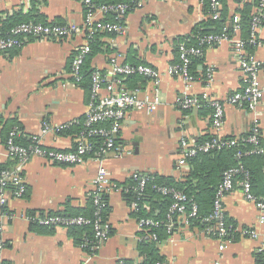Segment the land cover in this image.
<instances>
[{"label": "crops", "instance_id": "0c3cea01", "mask_svg": "<svg viewBox=\"0 0 264 264\" xmlns=\"http://www.w3.org/2000/svg\"><path fill=\"white\" fill-rule=\"evenodd\" d=\"M242 1L227 0L230 12L234 14ZM136 2L125 17L127 32L105 36L103 50L93 57L91 65L106 70L110 60L117 57L120 62L158 69L163 73L159 84L145 76L125 82L130 90L139 88L141 94L147 93L156 108L151 113L128 112L119 142L130 156L88 157L83 164L73 166L53 165L39 156L27 160L22 170L25 192L18 195L14 188L6 189L8 202L5 213L0 212L1 237L7 246L1 258L4 264L143 263L148 255L141 247L139 206L137 200L127 199L126 182L135 172L185 178L191 167L188 162L178 165L182 140L198 142L213 134L214 109L182 108L185 83L182 78L166 74L171 64L180 61L176 52L180 39L193 37L195 43V29L210 17L206 1ZM0 11L6 16L40 13L45 23L60 24H81L85 14L82 0H0ZM258 36L260 43L250 52L261 62L264 85V25ZM83 42V35L64 39L29 37L21 47L0 52V163L12 160L6 153L7 142H2L4 125L11 119L47 148L75 150L81 132L73 133L69 127L79 125L73 121L84 118L90 100L88 91L71 74L73 55ZM200 57L197 79L188 94L201 96L206 92L224 102L233 92L244 89L245 74L231 42L206 46ZM208 73L212 74L210 81ZM225 109L224 136L240 137L257 126L264 141V104L256 111L232 104ZM101 167L107 170L111 183L106 192L111 232L107 240H98L87 250L83 243H76L68 227L38 223L37 217L58 214L66 206L86 208L95 194ZM223 204L227 220L235 228L221 237L215 224H193L181 215L180 222L172 231L167 228V237L157 243L167 264H263L264 223L259 220L255 202L246 198L237 182L225 194ZM145 206L151 210L150 205ZM246 230H255L258 236Z\"/></svg>", "mask_w": 264, "mask_h": 264}, {"label": "built area", "instance_id": "2783aa9c", "mask_svg": "<svg viewBox=\"0 0 264 264\" xmlns=\"http://www.w3.org/2000/svg\"><path fill=\"white\" fill-rule=\"evenodd\" d=\"M143 1V0H140ZM257 13L253 15L251 21V32L248 38L240 37L239 16L235 15V24L233 25V34H208L200 39L197 47H189L185 42H178L180 61L171 64L166 74L174 75L185 83L184 91L186 93L181 106L184 109L200 108L211 106L213 111L212 129L213 137L202 142H190L183 139L181 142V152L178 158V165H185L189 158L197 156L201 152H209L213 148H221L223 146H231L236 140H225L222 134L225 123V107L227 104L235 106H243L248 110L256 111L261 104H264V85L260 79L261 62L254 53L250 52L248 46H257L260 43L259 30L264 25V0H260ZM85 14L81 24L69 23H40L34 21L22 22L16 25L8 36L0 38V52H4L13 48L21 47L25 44L27 38H54L64 39L71 38L75 35H83L84 42L73 55L71 61V74L76 83L82 78V67L91 51V42L95 34L98 32H108L116 34H125L127 26L125 17L130 10L138 4L137 2L131 6L125 2L108 3L97 2L96 0H82ZM212 16L219 18L221 0H210ZM114 12L115 18L110 21L106 17L109 13ZM228 40L232 43L238 64L245 74V87L241 91L233 92L224 102L211 98L208 93L204 92L201 96L191 95L188 92L193 82L197 79L190 71V62L193 56H201L204 52V45L213 46L222 41ZM165 74V72H164ZM134 75L148 77L159 84L163 73L153 66L146 64H132L120 62L117 57H113L106 70L95 69L91 74V92L88 103V110L84 118L77 119L73 123L82 124V131L79 135L75 150L53 149L43 146L40 140L32 137L31 144L24 146L18 144L15 138L21 133L18 127L13 128L9 134L6 145V153L9 158L16 159V164L0 170V212L4 214L8 199L5 190L14 188L18 195L25 192V186L22 176L24 164L32 156L44 158L53 165H79L83 164L88 157L104 159L109 154H113L116 158H124L130 156L131 153L119 142V136L123 127V122L132 110H144L151 113L156 108V102L151 100L147 93L141 94V90L136 88L130 90L125 85V80ZM207 81L212 79V74L208 73ZM206 81V80H205ZM252 135L248 137V141L258 144L260 140L259 127L251 128ZM100 137L102 139L99 145L93 141V138ZM255 147L250 152H263L264 148ZM238 175L242 176L239 180L247 199L255 202L260 211L259 220L264 223V200L258 198L252 191L250 182V173L242 164L231 167L224 173L223 181L219 184L213 211L210 215L204 217L205 222L215 221L216 233L224 237L228 234L230 228L226 223V214L224 210L223 198L226 193L232 191L237 183ZM131 177L138 180L136 190L139 194L144 191L147 178L145 175L132 173ZM97 187L95 190L94 202L97 205V213L108 206L107 199L104 194L110 189L111 183L108 178V172L104 167L99 169L96 177ZM163 194H170L173 202L170 206L168 218L170 220L168 228L171 230L175 222L173 217L180 214L190 218L197 216L198 206L193 203L188 212V195L182 190L174 187L159 186ZM38 223L45 226H65L94 224L96 237L100 241H105L110 236V227L107 222H103L101 217L92 220L85 216H62L56 214H44L37 217ZM161 225V221L154 218H141L138 220L139 230L145 232L141 238L157 240L158 235L152 230ZM247 234L254 237L258 236L255 230H246ZM7 248L4 239L1 237L0 228V264H4L1 260L4 250ZM264 263V260H263ZM118 264H124L120 261ZM157 264H164L157 262Z\"/></svg>", "mask_w": 264, "mask_h": 264}, {"label": "trees", "instance_id": "16d2710c", "mask_svg": "<svg viewBox=\"0 0 264 264\" xmlns=\"http://www.w3.org/2000/svg\"><path fill=\"white\" fill-rule=\"evenodd\" d=\"M97 2H108V3H119L125 2L130 4L131 6L134 4L135 0H96ZM207 4L208 14L210 17L200 23L195 29L196 41L193 43V37L181 38L179 42H185V44L189 47H197L200 44V39L208 34H226L227 36H231L233 34V25L235 22V14H238L240 24V32L243 38H248L251 32V21L255 12L254 8L257 7L259 9L260 0H236L242 1L243 4L240 8L236 9V12L233 14L230 12L229 6L227 4V0H221L222 5L219 10L220 16L219 18H214L212 16V9L210 0H205ZM132 11V10H130ZM129 11V12H130ZM258 11V10H257ZM115 13L111 12L107 15V20H114ZM45 17L40 13H31V14H23L21 12H16L12 15H4L3 12L0 11V38L8 36L10 31L18 24L22 22L34 21L45 23ZM48 24V23H45ZM114 35L108 32H98L95 34L94 38L91 42V51L87 56V59L82 67L83 78L79 82V85L83 86L88 93L91 92V74L95 70L92 68L91 62L95 55L103 50L105 42L103 41L105 36ZM177 47V46H176ZM206 47V45H204ZM254 46H248L249 50H251ZM179 51V48H176V52ZM178 54V53H177ZM178 58V56H177ZM202 61L200 56H193L190 62V71L196 77L198 75L197 67L198 64ZM140 75H134L128 77L125 82L135 80ZM82 124L75 126L70 129L73 130V133H80L82 130ZM18 127L21 133L15 138L18 144L27 146L32 142V136L25 134L23 127L21 124L14 120H8L3 128L2 133V142L5 144L9 138V134L13 128ZM253 132L250 130L249 132L237 136H225V140H236L235 144L231 146H223L221 148H213L209 152H201L197 156L189 158L188 164L190 165V173L185 178H178L175 176H166L159 173H146L145 177L147 178L146 185L142 194H139L136 190L138 185V180L134 178H130L125 186L124 190L125 195L128 200L133 201L137 200L139 210L137 212L138 218H154L156 220L161 221V225L157 228H154L152 231L156 232L158 235L157 240L151 239H141V247L144 252L147 253L148 258L141 264H157V262H163L167 264L164 257L160 256L157 243L167 237L166 229L169 225V210L170 206L173 202V199L170 194H163L160 190H158L159 186H169L174 187L178 190H182L185 192L188 197V212L191 209V205L195 203L198 206V214L197 216L190 217V221L193 224H214L215 221L212 220L210 222H205L202 219L208 215H210L213 211V204L215 199L216 190L219 184L223 181L224 173L231 167L242 164L246 170L250 173V182L253 193L258 197L264 200V151H256L250 152L255 147L264 148L263 138L260 137L259 143L256 145L252 142H249L247 139ZM213 137L211 134L201 138L198 142H202L209 138ZM93 141L96 145H99L102 141L100 137L93 138ZM5 163H0V170L3 168H7L12 166V164H16V159L11 158ZM242 179V176L238 175L236 181ZM105 199H107L106 194H104ZM95 195L91 197L90 203L86 208L73 209L70 206H66L63 212H60L56 215L62 216H85L92 220H95L98 217L102 218L103 222H107L108 220V206L103 208L101 212L97 213V205L94 202ZM94 203V204H93ZM145 205H150V209L148 210ZM181 215L175 214L173 217V221L175 225L180 222ZM226 223L228 228H230L229 232L232 231L235 227L230 226V223L226 217ZM73 235L75 236L76 243L84 244L85 249L89 250V247L94 245L98 238L96 237V230L94 224H86V225H72L68 227ZM169 229V228H168ZM173 229H171L172 231ZM111 235V232H110ZM145 232H141V236L143 237ZM124 264H133L128 260H123ZM262 264V263H261ZM264 264V263H263Z\"/></svg>", "mask_w": 264, "mask_h": 264}]
</instances>
